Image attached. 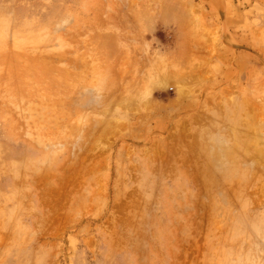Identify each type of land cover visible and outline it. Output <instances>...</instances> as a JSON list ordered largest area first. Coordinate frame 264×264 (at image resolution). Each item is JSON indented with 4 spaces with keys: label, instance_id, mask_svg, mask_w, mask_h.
Here are the masks:
<instances>
[{
    "label": "rangeland",
    "instance_id": "374dc122",
    "mask_svg": "<svg viewBox=\"0 0 264 264\" xmlns=\"http://www.w3.org/2000/svg\"><path fill=\"white\" fill-rule=\"evenodd\" d=\"M0 264H264V0H0Z\"/></svg>",
    "mask_w": 264,
    "mask_h": 264
},
{
    "label": "bare ground",
    "instance_id": "6f19581e",
    "mask_svg": "<svg viewBox=\"0 0 264 264\" xmlns=\"http://www.w3.org/2000/svg\"><path fill=\"white\" fill-rule=\"evenodd\" d=\"M150 85H151V84H150ZM52 90H53V89H52ZM54 91H55V90H54ZM121 102L127 104L129 101H127L126 99H122ZM53 104H54V103H52V105H53ZM56 105L58 106V104H56ZM57 106H56V107H57ZM60 110H61V109H60ZM56 112H57V111H56ZM108 123H109V122H108ZM114 124H115V123H114Z\"/></svg>",
    "mask_w": 264,
    "mask_h": 264
}]
</instances>
